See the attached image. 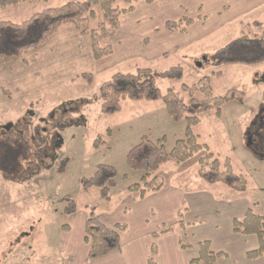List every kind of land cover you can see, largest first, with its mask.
<instances>
[{
	"label": "rangeland",
	"instance_id": "obj_1",
	"mask_svg": "<svg viewBox=\"0 0 264 264\" xmlns=\"http://www.w3.org/2000/svg\"><path fill=\"white\" fill-rule=\"evenodd\" d=\"M70 1L83 0H33L0 8V21L20 23ZM133 6L120 16L115 34L101 41L112 53L99 60L91 57L89 37L65 24L37 50L0 65V144L19 149L16 164L0 167V264H64L62 226L69 225L75 239L79 233L82 237L90 210L99 219L112 217L139 197L128 187L140 183L142 172L128 168L127 151L143 135L163 137L168 151L184 137L185 120H171L157 99H124L118 112L100 113L101 84L114 73L138 68H183L179 80H157L162 94L172 87L184 96L182 84L205 76L215 96L232 89L244 94L225 102L219 114L209 110L199 116L192 130L206 147L179 164H162L153 175L163 182L161 193L146 194L148 205H157L160 197L167 201L162 213L156 210L157 223L179 233L187 246L185 264L205 240L213 251L234 253L235 239L228 236L232 218H241L248 208L264 216V147L249 142L253 122L259 123L257 116L264 113V0H136ZM182 17L193 20L184 33L165 28L166 21ZM33 56L29 64L22 62ZM97 136L104 143L95 148ZM208 152L229 159L246 179L244 190L198 176V158ZM98 164L117 171L109 199L98 189L82 188L81 181ZM66 198L75 203L72 215L63 213ZM247 240L250 250L256 248L255 236ZM75 246L76 257L83 256L84 247ZM258 260L264 264V255Z\"/></svg>",
	"mask_w": 264,
	"mask_h": 264
},
{
	"label": "trees",
	"instance_id": "obj_2",
	"mask_svg": "<svg viewBox=\"0 0 264 264\" xmlns=\"http://www.w3.org/2000/svg\"><path fill=\"white\" fill-rule=\"evenodd\" d=\"M33 0H0V8L16 6L20 3ZM48 1V0H47ZM136 0H83L70 1L58 7L45 8L30 18L14 23L8 20L0 21V65L18 60L24 54L37 50L45 43L62 25L71 24L81 36H88L91 57L99 60L112 53L110 45H101V41L114 35L119 27L120 16L134 9ZM153 3L157 0H145ZM193 22L188 17L176 21H166L164 26L170 32L184 33ZM231 44V43H230ZM263 49L260 60H264V40L261 41ZM22 59L29 64L33 61ZM81 76L90 81L92 74L83 73ZM183 76L180 65L170 67L163 71L150 68H138L134 73H114L99 89L101 99L100 113L112 115L120 110L121 100H160L164 104L165 112L173 121L185 120L184 137L176 140L171 150H166L162 144L163 137L152 140L143 135L140 141L132 146L126 153L125 161L132 171L142 172L140 183L130 185L129 191L138 192L143 197L147 192H156L163 186L158 176H153L159 167L172 161L179 164L200 152L206 146L200 144L192 128L200 122V115L209 110L219 114L221 106L233 98L243 99V92L228 90L223 96H215L212 92L209 77H201L196 82L182 84L184 96L174 88L169 87L162 94L157 86L158 79L179 80ZM109 130H107V134ZM100 136L94 141L98 148L104 143ZM18 147L0 144V167L13 166L17 162ZM8 161V162H7ZM7 163V165H4ZM198 176L207 183L222 182L231 189L244 190L245 177L237 173L228 158L220 159L212 152L198 158ZM117 171L113 165L98 164L95 171L88 179L81 181L82 188L98 189L103 199H109V192L116 186ZM153 176V177H152ZM63 213L72 215L76 211L72 199H65ZM182 214L178 212L179 228L183 229ZM232 231L246 236H255L257 247L246 252L248 259H258L264 255V216L254 213L251 208L245 210L241 218L234 217L231 221ZM66 228V225L62 226ZM126 229L125 224L115 223L106 226L90 210L84 221L83 240L88 245L87 259L90 261L106 256L112 252H119L120 234ZM171 227L159 225L151 234L152 239L159 235L173 231ZM180 248L187 247L178 238ZM197 256L189 264H218V260L226 254L222 251H213L209 241L198 242ZM157 246L153 241L147 259L148 264H155Z\"/></svg>",
	"mask_w": 264,
	"mask_h": 264
},
{
	"label": "crops",
	"instance_id": "obj_3",
	"mask_svg": "<svg viewBox=\"0 0 264 264\" xmlns=\"http://www.w3.org/2000/svg\"><path fill=\"white\" fill-rule=\"evenodd\" d=\"M161 188L156 192L161 193ZM146 194L143 197L139 196L133 199L132 206L122 208L112 217L100 219L102 223L109 227L115 223L126 225V229L120 234L121 248L119 252H112L93 261L88 260V245L84 242L83 236L81 237L79 233V236L75 239L71 234L70 226L66 225L67 227L61 232L62 249H60L61 254L65 257L64 264H148L147 259L153 241L157 246L155 264H185L183 249L180 248L178 243L179 233L173 230L159 235L154 240L152 239L151 234L159 226L160 223L157 222L161 221L156 218V212H163L166 207L164 205L166 200L160 197L157 205H148ZM84 221L82 222V231H84ZM228 236L235 239L234 248L232 249L234 253H228L225 258H220L218 264H228L226 261L229 254L230 264H260V260H258L260 258L249 260L245 255L246 251L250 250L247 247L248 236L233 232L232 225L228 230ZM75 244L82 245L85 250L83 256L79 258L76 257ZM213 249L214 251L218 250L226 253L223 248L214 247Z\"/></svg>",
	"mask_w": 264,
	"mask_h": 264
},
{
	"label": "flooded vegetation",
	"instance_id": "obj_4",
	"mask_svg": "<svg viewBox=\"0 0 264 264\" xmlns=\"http://www.w3.org/2000/svg\"><path fill=\"white\" fill-rule=\"evenodd\" d=\"M259 123L254 124V130L249 132V142L250 145L256 148L264 147V113L258 114L257 116Z\"/></svg>",
	"mask_w": 264,
	"mask_h": 264
}]
</instances>
